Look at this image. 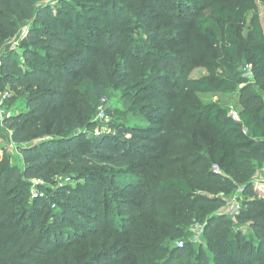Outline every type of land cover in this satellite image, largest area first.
<instances>
[{"label":"trees","instance_id":"trees-1","mask_svg":"<svg viewBox=\"0 0 264 264\" xmlns=\"http://www.w3.org/2000/svg\"><path fill=\"white\" fill-rule=\"evenodd\" d=\"M257 1L264 8V0H0V95L18 110L1 125L20 156V165L0 158V264H264V195L255 187L264 98L250 83L264 80ZM185 25L207 42L192 58L223 75L180 86L188 63L180 52L191 51L177 37ZM15 35L18 46L3 48ZM240 61L251 68L242 85ZM112 78L167 98L188 139L153 144L165 107L130 98L113 132L88 137L96 104L80 85L107 101ZM225 88L237 91L239 120L222 103L189 99ZM59 175L73 184L53 187ZM32 180L43 182L41 197L31 198Z\"/></svg>","mask_w":264,"mask_h":264},{"label":"rangeland","instance_id":"rangeland-1","mask_svg":"<svg viewBox=\"0 0 264 264\" xmlns=\"http://www.w3.org/2000/svg\"><path fill=\"white\" fill-rule=\"evenodd\" d=\"M51 2V0H48ZM54 2V1H53ZM257 6L259 10V18H260V23L262 26V30L264 32V8L259 2L257 1ZM250 18H251V13L248 12L244 16V24L242 27V30L239 33V37L241 38V42L244 43L247 33L251 27L250 24ZM188 24V23H187ZM184 31L180 32V34L177 35L178 39H181L185 41V43H181L182 45L185 46V48L189 47L191 51L185 52V49L181 50L180 55H187V60L188 63L185 66V71L181 72L180 75H182L181 80L182 82L180 83V86H182L188 79H201L203 77H207L210 75L214 76H219L223 75V72H221V68H215L213 71H209L205 67L202 66V60L200 59H194L192 58V55L194 52L198 53L200 56L205 55V51L202 49L204 45L207 44L206 40L201 37L199 32L197 31L199 28L195 25L194 27H191L190 25H185ZM22 31V29H21ZM17 40V36H13L11 43L3 45V48L8 47ZM18 43V42H17ZM8 45V46H7ZM187 45V46H186ZM18 46V44H16ZM243 61H240L238 65V70L241 71L242 73V80H241V85L245 83H249L248 79L249 77H246L244 75L245 73V65H243ZM243 65V66H242ZM245 77V78H244ZM175 79V78H174ZM115 81V78L111 79V82L107 84V92H108V100L104 101L101 104V98L97 99V95L95 92V89L88 85L87 82L83 83L80 85V91L83 93L85 96L88 94V99L92 101L93 103L96 104L95 106V111L92 117V121L96 123V127L93 132L90 131H85L84 132L89 136H100L101 134L104 133H111L113 132V127L111 126V123L117 119V117L124 116L125 113H127L129 109V98L133 100L132 106L139 107L143 105H153L152 107L155 108V101H158L161 105V107H165V110L163 113L157 114V120L158 124L157 127L158 130L161 131V134L155 135V138H152L151 140L153 141V144H160L164 143V141L168 140L169 138H178V136H185L186 139H188L189 135V129L187 125V121H182L180 118V112L177 110H170V104L167 98L160 96H157V92L153 90L154 88L151 87L149 90L142 91L140 90V86H135L134 88L129 87L127 83L119 81L117 83ZM176 82V81H175ZM251 85L253 86V89L255 91H258L262 97L264 98V80L262 81H256V82H250ZM235 88H225L221 89L217 93H206V94H199L197 92H189V99L191 100H196L200 103H209V102H219L222 103L226 106H229L230 108H233L237 113L240 110L239 105L237 104V97L238 95L236 94L237 91ZM97 99V100H96ZM97 101V102H96ZM128 101V102H127ZM154 103V104H153ZM20 104V103H19ZM19 104H16L19 107ZM158 104V103H157ZM102 106V115L101 113L99 114V106ZM157 106V105H156ZM24 110V105L21 106ZM169 107V108H168ZM13 108L16 107H11L8 109L6 106L1 107V115L7 113V112H18V110H13ZM20 110V107L18 108ZM13 110V111H12ZM126 111V112H125ZM0 115V116H1ZM3 118V117H2ZM2 118L0 117V158L2 157V153L4 152L5 154L9 155L10 160L14 162L16 165H20V156L17 154V151L14 147H12V143L10 141V135L9 132L3 128L1 125V120ZM129 137V134H127ZM161 147V146H160ZM163 149V147H161ZM163 150H160L158 154L162 153ZM159 160H157L158 162ZM159 166V173L162 178L167 177L166 175V170L162 161L158 162ZM261 169V168H260ZM260 169L256 173V182H255V187L258 190V193L263 196L264 195V176L261 177ZM71 176H74L71 174ZM33 182V180H32ZM63 183H69L73 184V180L70 179L68 176H62L59 175L56 178V184L53 187H56L57 185L63 184ZM46 187L48 184H45ZM44 185V187H45ZM35 188L31 187L29 189L30 191H34ZM43 193H46L45 190ZM31 196V195H30ZM32 198V196H31ZM244 226V225H243ZM243 230L249 234V229L247 227H243ZM196 240L200 241L199 236H196ZM177 241H174V245H176ZM177 264V263H175Z\"/></svg>","mask_w":264,"mask_h":264},{"label":"built area","instance_id":"built-area-1","mask_svg":"<svg viewBox=\"0 0 264 264\" xmlns=\"http://www.w3.org/2000/svg\"><path fill=\"white\" fill-rule=\"evenodd\" d=\"M22 31H24V30H22ZM17 42H18V39L15 40L14 42H12V44L10 45V47H16ZM244 75L246 77H251V68H250V65H248V64L245 65V73H244ZM7 96H8V92H6V91L3 94L0 95V115H1V107L3 105V101L6 99ZM103 101H104V99L101 100V104H102ZM100 113L102 115V106L101 105L99 106V114ZM229 115L231 116V118L233 120H239L238 113L233 108H230ZM0 117L2 118L3 117V114ZM212 169L215 172H219V169H218V167L216 165H213L212 166ZM41 184H43L42 181H40V180H33L31 187H34L35 190L34 191H30V195L32 197H36L37 195L39 197H41L43 195V193L38 192V188H37V186L38 185H41ZM241 190H242L241 188L238 189V191H241ZM232 202L233 203H232L231 212H234V211H236L238 209V203L236 202V198L235 197H233ZM52 206H54V205L52 204ZM194 229L195 230H199L201 228L199 226H197ZM181 245H182V243L179 242L178 243V246H181Z\"/></svg>","mask_w":264,"mask_h":264},{"label":"crops","instance_id":"crops-1","mask_svg":"<svg viewBox=\"0 0 264 264\" xmlns=\"http://www.w3.org/2000/svg\"><path fill=\"white\" fill-rule=\"evenodd\" d=\"M260 173H261V177H263L264 176V167H262L261 169H260ZM256 182V181H255Z\"/></svg>","mask_w":264,"mask_h":264}]
</instances>
